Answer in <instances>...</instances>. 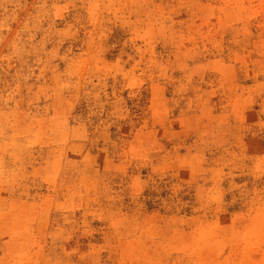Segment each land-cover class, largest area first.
<instances>
[{
    "label": "rangeland",
    "instance_id": "obj_1",
    "mask_svg": "<svg viewBox=\"0 0 264 264\" xmlns=\"http://www.w3.org/2000/svg\"><path fill=\"white\" fill-rule=\"evenodd\" d=\"M0 264H264V0H0Z\"/></svg>",
    "mask_w": 264,
    "mask_h": 264
}]
</instances>
